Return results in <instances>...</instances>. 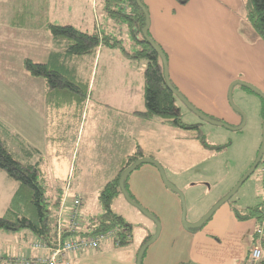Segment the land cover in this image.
I'll return each mask as SVG.
<instances>
[{"label":"rangeland","instance_id":"obj_1","mask_svg":"<svg viewBox=\"0 0 264 264\" xmlns=\"http://www.w3.org/2000/svg\"><path fill=\"white\" fill-rule=\"evenodd\" d=\"M245 2L247 6L248 0H244V4ZM15 14H17L15 17L21 16L20 22L24 24V28L11 26V19ZM46 22L60 26L70 25L89 33L102 31L110 34L121 41L131 54L136 52L138 47L134 43L130 28L125 24H114L108 17L101 0H0V123L6 126L11 124L12 128L16 126L44 151L46 142L42 141V136L48 131L42 129L39 124H64L66 132L64 147L55 157L50 151H46V160H44L46 165L42 171L47 180L52 203H55V198L58 196L57 188L62 189L60 206L63 220L73 201L80 200V205L76 210L79 215L80 232H82L90 229L89 225L92 226V221L103 214L99 194L106 183L113 178L110 170L117 156V146L115 149L113 136L116 137L115 130L121 122L120 118H117L120 113L113 111L118 104H123V106L126 104L124 101L121 102L126 96L118 92L110 96L108 100L109 97L99 95V90L96 89L92 96L88 90L87 99L82 106L76 104L63 106L62 98L54 102L50 108L45 104L44 106L45 94L42 90L45 88L44 81L31 77L22 67L26 59L34 63H46L45 58L48 51L57 50L50 33L42 27ZM30 25L38 28L29 27ZM211 27L213 26L210 25ZM206 32H202V35H206L204 41L210 43L225 37L215 27L209 30L210 36ZM199 33V31L193 32L197 41L202 40ZM99 49L91 56L74 57L71 64L67 65L69 69H74L77 77L85 83L88 82L89 58L96 57ZM109 50L116 55H122L119 49ZM134 62L146 64L145 60ZM241 74L244 76L243 72ZM38 82L42 83L41 91ZM139 82L136 81L130 89L129 102L131 104H136L139 99L143 103V94L139 96V88L136 86ZM231 97L233 105L245 117V125L238 131L210 125L200 120L177 99L174 102L181 123L198 125L204 135L206 145L210 146L208 150L213 151L211 148H220L219 151H207L208 154L204 155L205 157L199 163L190 167L189 164L200 159L202 154L193 149L189 159L190 149L181 142L180 138L189 134L193 135V130L176 128V134L170 133L169 143L172 146L176 138V149L168 148L167 142L160 144L162 146L160 160L166 167L158 163L167 181L182 193L186 207L185 220L189 224L199 221L237 185L253 164L262 142L264 122L262 98L239 85L233 87ZM231 110L237 119L236 123L235 120L228 121L229 117L210 116L209 118L232 128L238 127L241 124V115L235 113L232 108ZM116 124L117 127H115ZM55 145H50V148ZM12 149L16 151L15 148L12 147ZM262 159L264 160V156ZM262 165L264 164L259 165L234 196L222 206H232L244 213L246 208L255 207L264 202V178L260 173ZM171 168L186 170L179 176L173 177ZM73 173H75L74 177ZM152 176L159 177V185L153 181ZM14 187H16L15 182L6 178L4 172L0 171V216L4 214L9 205ZM126 187L130 199L155 217L160 225L158 238L146 249L142 257L143 264H149L151 259H154L152 264L169 263L172 260L170 256L168 257L167 249L174 247L176 250L179 245L181 246V241H177V237H171L169 233L173 229V210L170 202L177 201L181 216L179 195L164 186L158 169L149 163L141 164L130 173L126 180ZM64 188L67 191L66 194ZM218 196L219 199L216 200ZM214 200H216L215 203L196 219L199 211ZM111 209L113 213L131 224V245L133 247L139 248L143 241L156 234V224L140 209L129 203L123 195L113 200ZM52 210L55 212V208ZM180 227L183 228L181 220ZM0 235V264H9L6 259L13 253L15 254V248L12 252L13 241L19 235L2 231ZM19 243L23 244L21 241ZM24 245L27 247L28 243ZM114 245L119 247L115 242ZM113 261L114 257L105 255L98 260L91 258L81 261L80 259L78 264L80 262L81 264H113Z\"/></svg>","mask_w":264,"mask_h":264},{"label":"crops","instance_id":"obj_2","mask_svg":"<svg viewBox=\"0 0 264 264\" xmlns=\"http://www.w3.org/2000/svg\"><path fill=\"white\" fill-rule=\"evenodd\" d=\"M142 2L150 19L149 36L166 55L172 86L204 115L229 117L228 121L235 120L236 123L237 119L227 100L230 84L234 81H243L264 93V41L257 36L246 19V2L245 4L244 0H185V2L183 0H143ZM210 25L213 27L210 28ZM214 27L225 37L213 43L204 41L206 35H202V32L207 31L206 34L210 36L209 30H213ZM195 31L200 32L198 35L201 36V41L196 40L193 34ZM53 51H48L46 63ZM144 65L145 63H135L123 54L116 55L113 51L103 48L99 49L96 57L89 58L88 61L89 73L86 83H88L90 96L96 89L99 90V95L109 97L108 100L110 96L118 92L126 96V100H121L126 104L124 106L118 104L113 111L120 113L117 118L121 120V122L118 120L119 127L115 130L116 137L113 136L115 149L117 146L116 162L110 170L113 178L117 175L123 160L138 147L161 165L163 164L160 160L162 154L160 144L167 142L168 148L176 149L177 147L176 138L172 146L169 143L170 133H177L175 127L160 119H141L135 113L144 111V103L140 99L136 104L129 102L130 89L136 81H140L136 85L139 88V96L143 94ZM41 84L38 82L40 91ZM42 90L45 94V88ZM44 104L48 106L46 96L43 100ZM39 126L48 131L42 136V141L46 142L45 151L42 147L36 146L35 142L16 126L12 128L10 124L7 127L11 132L10 151L20 161L38 164L43 170L46 165L44 161L46 151H50L54 157L57 156L59 150L61 151L64 147L66 132L63 123H40ZM180 139L190 149L189 159L193 149L202 154L200 159L189 164L190 167L199 163L208 154L207 151L213 152L204 148L191 134ZM20 142L32 148L36 154L25 157L21 145L19 146ZM50 145L55 147L50 148ZM12 147L16 151H13ZM163 166L166 167V165ZM171 170V175L176 177L186 169L171 168ZM154 177L151 178L159 185V177ZM15 189L16 187L12 189L11 197ZM64 190L66 194L67 191L65 188ZM56 191L58 196L55 199L58 200L62 198V189L58 187ZM216 200L199 211L196 219L203 215ZM170 206L173 210V229L172 233H169L171 237H177L176 240L181 241V246L179 245L176 250L174 247L167 249L168 257L170 256L172 260L169 263L167 260V264H249L250 249L258 243L264 249V234L261 238L256 235L257 220L255 218L239 220L232 206H221L201 228L191 231L180 227L181 216L177 201L170 202ZM23 239V236L14 238L12 252L15 248V254H11L22 255L25 258L38 256L39 252L31 250L29 245L26 247ZM131 242L128 245L116 247L113 240L104 241L96 250L89 252L85 250L76 256L68 255L62 264H78L80 259L81 261L91 258L98 260L105 255L114 257L113 264H136L138 249L144 241L139 248L133 247ZM153 260L151 259L149 264H152Z\"/></svg>","mask_w":264,"mask_h":264},{"label":"trees","instance_id":"obj_3","mask_svg":"<svg viewBox=\"0 0 264 264\" xmlns=\"http://www.w3.org/2000/svg\"><path fill=\"white\" fill-rule=\"evenodd\" d=\"M142 1L140 0L144 6ZM101 2L108 17L114 24H125L130 28L134 43L138 47L137 51L133 54L129 53L121 41L102 31L89 33L70 25L60 26L49 22L44 23L42 27L50 33L53 42L56 43L55 47L57 50L51 53L47 63H34L28 59L24 60L23 69L31 77L44 81L47 105L50 107L54 102L62 98L64 101L63 106H72L74 104L82 106L87 99L88 83L81 81L77 77V72L68 68L69 64H71L74 57L80 58L94 55L97 49L101 47L119 49L130 60H145L146 62L142 74L144 111L135 114L143 120L160 119L172 127L193 130L194 139L204 148H210V146L206 145L204 135L198 126L185 125L179 120V115L174 105L176 97L166 85L162 61L141 34L145 24V17L136 0H101ZM248 2L246 19L257 36L264 41V0H248ZM16 15L11 19V26L24 28V24L20 22L21 16L15 17ZM29 27L38 28L31 25ZM10 135L11 132L8 127L0 123V171L4 172L6 177L16 184V189L9 205L4 214L0 216V231L23 236V240L28 245L33 242H41L50 250L55 249L60 243L58 239L59 224L61 222L63 224V219L59 213L61 210V198L56 200L55 203L51 202L44 172L38 164L20 161L10 151L8 146ZM20 145L25 157H31L36 154L32 148L23 142H20ZM211 150L215 152L219 151L220 148H211ZM141 158L152 159L150 155L144 154L138 147L123 160L117 175L106 183L99 194L103 214L95 221H92V226L89 225L90 229L88 231H82L79 233L80 235H95L111 229H118V237L116 239H119L118 246L130 244L132 226L121 216L113 213L111 205L115 198L122 195L118 184L121 174ZM261 164H264L263 159ZM126 180L123 186L127 192ZM262 207L263 203L255 207L246 208L244 213L233 207V212L239 220L255 218L259 226L263 221L261 216ZM53 208H55V212L52 210ZM66 236H63V239ZM150 238H147L143 244ZM13 257L15 256L11 255L5 259L9 261V264H13L11 259ZM257 264H264V260Z\"/></svg>","mask_w":264,"mask_h":264},{"label":"water","instance_id":"obj_4","mask_svg":"<svg viewBox=\"0 0 264 264\" xmlns=\"http://www.w3.org/2000/svg\"><path fill=\"white\" fill-rule=\"evenodd\" d=\"M137 5L140 7V9L142 10V12L144 13V17H145V24L144 27L141 31V34L144 38L145 41H147L150 46L154 49V51L158 54V56L160 57L162 64H163V70H164V79L166 82V85L168 87V89L171 91V93L176 97V99L178 101H180L189 111H191L195 116H197L200 120L209 123L210 125L213 126H221V127H225L227 129H231V130H241L243 129L244 125H245V117L244 115L233 105L232 103V97H231V93H232V89L234 86L239 85L242 88L247 89L248 91L258 95L259 97L262 98V100L264 101V93H262L259 89H257L256 87L245 83L243 81H234L230 84L229 88H228V92H227V100L228 103L230 105V107L233 109V111H235V113L241 115V124L238 127L232 128L226 124H223L222 122L219 121H215L212 120L211 118L207 117L206 115H204L202 112L198 111L192 104H190L187 99L182 96L170 83L169 80V73H168V64H167V58L164 55L162 49L160 48V46L158 44H156L148 35V31H149V27H150V19H149V15L148 12L146 10V8L142 5V3L140 2V0H136ZM264 156V122L262 125V142L260 145V148L258 150V153L256 155V158L253 162V164L251 165V167L249 168V170L243 175V177L241 178V180L237 183V185L222 199H220L205 215H203L199 221H197L196 223L193 224H189L186 222L185 220V215H186V207H185V202H184V198L182 193L177 190L171 183H169L166 179V176L164 174V171L161 167V165L150 158H141L138 161H136L135 163H133L132 165H130L127 169H125L123 171V173L121 174L120 178H119V188L120 191L123 195V197L132 205H134L135 207H137L138 209H140L147 217H149L157 226V231L156 234L151 237L148 241H146L141 248L138 251L137 257H136V264H141L142 262V257L146 251V249L153 244L156 239L158 238L159 234H160V225L158 224L157 220L155 217H153L152 215H150L148 212L144 211L141 207H139L136 203H134L130 197L128 196L127 192L124 189L123 183L126 180V178L130 175V173H132L133 170H135L139 165L144 164V163H149L152 164L153 166H155L159 173H160V178L164 184V186L166 188H168L169 190L175 192L177 195H179L180 200H181V223H182V227L185 230L191 231V230H196L201 228L212 216L213 214L222 206L224 205L226 202H228L233 196L234 194L237 192V190L244 184V182L254 173V171L258 168V166L261 164L262 158Z\"/></svg>","mask_w":264,"mask_h":264},{"label":"built area","instance_id":"obj_5","mask_svg":"<svg viewBox=\"0 0 264 264\" xmlns=\"http://www.w3.org/2000/svg\"><path fill=\"white\" fill-rule=\"evenodd\" d=\"M260 173L264 178V165L260 168ZM80 205V200L75 199L65 220L59 224L58 239L60 243L55 249L50 250L41 242L30 243L29 248L33 251L41 253L35 258H25L22 255L15 256L12 259L13 264H62L68 255H76L85 250H96L101 243L108 240H113L116 245L119 244L118 229L100 232L95 235H80V226L78 224V211L76 208ZM60 217L62 218L61 210ZM261 216L263 221L256 229L257 237H262L264 234V204L262 207ZM67 235V236H66ZM63 236H66L63 239ZM61 239V240H60ZM264 260V249L261 244H256L250 249L249 264H257Z\"/></svg>","mask_w":264,"mask_h":264},{"label":"bare ground","instance_id":"obj_6","mask_svg":"<svg viewBox=\"0 0 264 264\" xmlns=\"http://www.w3.org/2000/svg\"><path fill=\"white\" fill-rule=\"evenodd\" d=\"M262 220V219H261ZM249 263V262H248Z\"/></svg>","mask_w":264,"mask_h":264}]
</instances>
